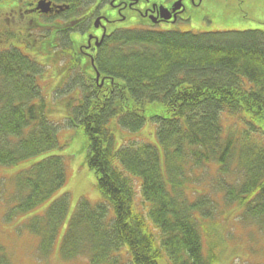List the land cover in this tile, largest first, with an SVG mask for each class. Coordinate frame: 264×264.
<instances>
[{
  "label": "trees",
  "instance_id": "16d2710c",
  "mask_svg": "<svg viewBox=\"0 0 264 264\" xmlns=\"http://www.w3.org/2000/svg\"><path fill=\"white\" fill-rule=\"evenodd\" d=\"M2 56L0 165L56 147L64 121L82 131L86 165L104 199L77 207L60 246L62 260L85 255L88 264H217L225 237L206 221L217 194L240 209L243 224L264 232V32L115 31L95 59L102 89L95 74H54V99L62 97L51 104L42 97L35 61L15 50ZM51 113L62 117L52 121ZM225 118H234L233 126L223 124ZM146 120L156 126L162 155L150 144L113 147L118 129L135 133ZM207 164L216 181L208 179L206 194L191 197L188 174ZM65 175L57 156L32 165L14 180V213L44 203ZM137 188L145 213L136 208ZM67 211L62 197L27 223L42 255L53 250ZM123 246L130 261L115 255Z\"/></svg>",
  "mask_w": 264,
  "mask_h": 264
},
{
  "label": "rangeland",
  "instance_id": "374dc122",
  "mask_svg": "<svg viewBox=\"0 0 264 264\" xmlns=\"http://www.w3.org/2000/svg\"><path fill=\"white\" fill-rule=\"evenodd\" d=\"M162 1L150 0L153 4ZM181 7L182 2L178 9ZM182 17L181 20L175 24L173 23L174 25L165 24L157 26L153 30L193 33L255 30L264 32V0H190V2L186 1V11ZM40 26V33L46 34L52 30L53 23L41 19ZM6 27L12 29L7 25ZM5 32V25H1L0 33L4 34ZM19 37L21 38V36ZM64 60L63 57L59 58L51 53L47 60L42 61L43 68L40 72L42 71L43 76L38 77L37 82L42 97L48 104L62 97V95H59L60 98L54 99L56 82L51 79L54 74L57 76L61 71L59 68H51L50 65L60 67L64 65ZM58 105H61L59 101L56 106ZM50 115L52 121L60 120V117H62V115L54 113ZM234 122V118H225L222 121L223 124L229 126H233ZM61 123L60 128L57 130L56 147L14 166L0 165V249L6 255V257L0 256V264H5L4 262L7 264H88L85 255H79L68 261L62 260L60 246L68 223L73 218L77 207L80 204L90 207V205L99 204L104 199L96 189L94 173L86 165L88 151L82 131L65 126L64 121ZM114 137L112 144L115 149L129 143L133 145L150 144L157 148L160 155H162L156 136V126L150 120H146L143 127L135 133L118 129L114 133ZM53 156L60 157L64 161L66 175L63 186L32 211L26 214L14 213L12 208L15 206L14 203L16 202L14 201L17 200L18 195L14 186L15 178L25 175L27 169L32 165ZM211 173L212 167L210 164H207L204 169L195 168L189 172L188 177L191 179L188 180L187 185L190 186L188 192L191 197L206 194L203 192L209 188L207 180L210 179L208 181L211 183L216 181L213 173L211 180ZM202 175V181L195 185L194 179H200ZM135 182L137 183L139 180L136 178ZM227 182L229 183V181ZM136 192V208L139 204L140 208L138 209L141 210V213H145L147 205L140 204V189L137 188ZM207 193L212 196V191ZM62 197L68 201L67 214L58 227L53 250L46 255H42L39 251L38 237L32 235L25 227L31 218L44 216L51 204ZM216 197L215 212L206 221H214L220 234L225 237V244L220 248L222 251L221 260L217 264L264 263V232L259 231L255 225L243 224L239 217L240 209L235 205L226 204L221 194L215 195L214 199ZM109 217L113 218L111 208ZM221 225H226L225 229H221ZM115 255L124 261H130L126 246L121 247L115 252Z\"/></svg>",
  "mask_w": 264,
  "mask_h": 264
},
{
  "label": "flooded vegetation",
  "instance_id": "af4514ba",
  "mask_svg": "<svg viewBox=\"0 0 264 264\" xmlns=\"http://www.w3.org/2000/svg\"><path fill=\"white\" fill-rule=\"evenodd\" d=\"M40 1L48 3L52 12L41 13L37 8ZM176 1L153 4L150 0H0V26L5 25L6 29L4 34L0 33V65L4 58L2 52L15 50L22 57L35 61L40 68L42 61L54 54L53 48L55 55L65 60L64 65H50L51 68L91 76L94 74L91 61L95 66L98 51L112 33L153 30L157 26L175 24L183 18L186 1L190 0H182V7L172 12L171 6ZM41 19L53 23L52 30L46 34L40 33ZM55 32L59 35L52 37ZM73 59H76L75 68ZM98 86L101 88L103 84Z\"/></svg>",
  "mask_w": 264,
  "mask_h": 264
},
{
  "label": "water",
  "instance_id": "95a60500",
  "mask_svg": "<svg viewBox=\"0 0 264 264\" xmlns=\"http://www.w3.org/2000/svg\"><path fill=\"white\" fill-rule=\"evenodd\" d=\"M182 0H178L177 3L174 4V6L172 7V12H174L175 10H177L180 6V3H181ZM38 8L40 9V12L41 13H44V14H47L49 12H51V9L49 8V4L48 3H45L44 1H41L39 4H38ZM163 9V8H162ZM164 11L168 12V10L166 9H163ZM170 17V16H169ZM98 73H96V80L98 78Z\"/></svg>",
  "mask_w": 264,
  "mask_h": 264
}]
</instances>
